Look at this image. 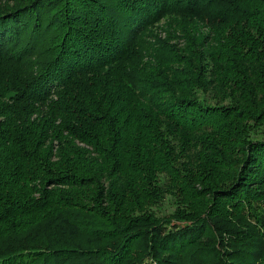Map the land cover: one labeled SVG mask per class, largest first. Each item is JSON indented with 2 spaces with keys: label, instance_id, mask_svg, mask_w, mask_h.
<instances>
[{
  "label": "trees",
  "instance_id": "16d2710c",
  "mask_svg": "<svg viewBox=\"0 0 264 264\" xmlns=\"http://www.w3.org/2000/svg\"><path fill=\"white\" fill-rule=\"evenodd\" d=\"M0 264H264V0H0Z\"/></svg>",
  "mask_w": 264,
  "mask_h": 264
},
{
  "label": "rangeland",
  "instance_id": "374dc122",
  "mask_svg": "<svg viewBox=\"0 0 264 264\" xmlns=\"http://www.w3.org/2000/svg\"><path fill=\"white\" fill-rule=\"evenodd\" d=\"M168 199H166V201H167ZM166 206H169V204L168 203H166Z\"/></svg>",
  "mask_w": 264,
  "mask_h": 264
}]
</instances>
